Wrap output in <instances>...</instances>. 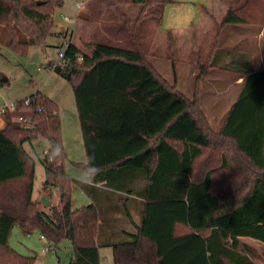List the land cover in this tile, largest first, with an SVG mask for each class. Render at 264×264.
<instances>
[{
	"label": "trees",
	"instance_id": "trees-1",
	"mask_svg": "<svg viewBox=\"0 0 264 264\" xmlns=\"http://www.w3.org/2000/svg\"><path fill=\"white\" fill-rule=\"evenodd\" d=\"M172 1L90 0L78 17L99 22L94 40L87 50L66 42L61 61L48 64L72 84L86 156L78 165L89 183L64 170L53 99L36 90L3 114L0 264H34V255L10 246L15 226L26 233L36 229L51 244L68 239V264H101L100 246L112 247L113 264H264V256L240 240L264 243V69L253 70L242 54L244 68H231L243 71L241 87L214 130L197 96L175 90L149 58V38ZM221 1L227 7L219 27L264 24V0ZM61 3L0 0V44L20 54L42 45ZM127 6L137 8L133 15ZM219 53L223 48L213 62ZM212 61L200 64L198 79ZM17 115H30L34 127H21ZM40 136L48 141L40 158L44 185L58 189V203L48 211L31 198L33 159L24 148ZM73 182L92 207H73ZM118 212L131 221L140 216L120 239L112 230Z\"/></svg>",
	"mask_w": 264,
	"mask_h": 264
},
{
	"label": "rangeland",
	"instance_id": "rangeland-1",
	"mask_svg": "<svg viewBox=\"0 0 264 264\" xmlns=\"http://www.w3.org/2000/svg\"><path fill=\"white\" fill-rule=\"evenodd\" d=\"M89 1L62 0L61 5L54 9L52 34L46 37L42 45L32 46L24 54L17 53L15 50L0 44V74L1 77L6 78V81L0 84V107L15 103L16 100L24 98L36 90H40L53 99L58 106L60 141L66 155L63 160V167L66 174L75 180L80 179L85 171L78 163L84 164L86 156L80 135L72 84L57 75L48 64L58 60V51L65 48L72 29V41L83 50L88 49L86 43L89 40H94L92 36L95 33L94 27L99 22L84 21L78 17V13L84 10ZM78 3L83 4L79 10ZM220 3L225 11L226 3L223 1ZM221 7L215 0H175L168 2L164 7L159 29L149 38L150 45L147 50L150 57H148L157 74L188 99H194L196 95L199 101L214 102L217 96H214L212 91L224 87L225 82L234 76L233 73L235 72L231 68L236 67L238 70L244 68L242 66V54L245 51L254 53L256 35L260 32L261 27L241 24L219 27L224 14L223 11L219 15ZM124 8L129 15H133L137 10L134 6ZM208 25L212 30L206 32L202 28ZM194 26L202 28H197L185 36L181 35ZM217 27L219 28L217 29ZM64 31L66 32L65 35ZM176 34L181 36L174 38ZM198 40L200 41L197 42ZM221 48H223L224 53H219L213 62L211 53H215ZM261 49L264 57V36L261 39ZM209 61L214 63L213 69L209 68L198 79L199 73L203 69L200 64ZM196 65L198 70L191 74ZM224 70L228 74L226 77L230 78L222 77ZM204 76H207L211 82L203 83ZM225 90L218 111L222 118L226 115L229 104L235 98L239 87L232 84L225 87ZM213 111L207 112L210 114ZM214 123L212 125L216 126ZM47 146V139L41 136L31 142L24 143L25 150L33 159L31 198L38 203L39 209L46 211H48L49 205L46 206L42 203L41 197L43 195L51 200L50 204L58 203V189L56 187L47 189L44 185V166L40 160V153ZM71 187L72 205L78 208L82 204L83 193L76 182H73ZM135 216H138L137 213L133 215V219L140 221L138 218H134ZM19 229L18 226L14 228L15 231L12 232L10 244L21 254L34 255V264L69 263L72 256V246L68 239L63 238L57 243H52L50 250L46 252L42 250L44 242L39 237L41 232L35 229L29 234L21 232L22 234L17 236V231H21ZM240 240L264 256V243L248 237H241ZM259 264L263 263L259 262Z\"/></svg>",
	"mask_w": 264,
	"mask_h": 264
},
{
	"label": "crops",
	"instance_id": "crops-1",
	"mask_svg": "<svg viewBox=\"0 0 264 264\" xmlns=\"http://www.w3.org/2000/svg\"><path fill=\"white\" fill-rule=\"evenodd\" d=\"M215 1H217V4H218L219 7L222 6V4L220 3L221 0H215ZM205 11L208 12L207 10H205ZM223 11L224 10L221 7V13L219 15H221ZM209 15H211V14H209ZM219 15H212V16L218 17ZM197 28L200 29L202 27H200V26L190 27V29L187 32H185V33H183L181 35L185 36V35H187V33L190 34L191 31H195ZM202 29L206 30V32L210 31V29L212 30L210 25H208V26H206V27H204ZM65 34H66V32L64 31V35ZM72 35H73V29L69 33V38H68L67 42L71 41V42L74 43V41H72V39H71ZM181 35L176 34V36H174V38L177 37V36H181ZM256 36H257V39H256V45H255V48H254V53L253 52L251 53V51H245V53H244L245 55L243 54L246 62H250L251 68L253 70L264 69V57L262 56V53H261V51H262V49H261V39L264 36V24L261 26L260 32ZM199 41L200 40H198L197 42H199ZM209 44H211V41H209ZM196 52L198 53V51H196ZM215 53H213V52L211 53L212 57L216 56ZM197 56H199V54H197ZM198 62H197V65H198ZM197 65L195 67H193V70H192L193 72L191 74H194L195 71L198 70V66ZM225 71L226 70L222 71V75L223 76L222 75L221 76L223 78H230V77H226L228 74ZM233 71L235 72V73H233L234 76H232V78H230V80L225 82V86L224 87H220V89H216L215 91H212V93H214V96H217V99L214 102L210 103V102H203V101L200 100L201 108L204 111L205 115L207 116V119L209 121L210 126H212L214 130H218L220 128V126H221V124H222V122H223V120L225 118V116L222 118V116L218 114V111H219V109L221 107L222 94H224L225 91H226L225 87H229L230 85L234 84V85H237L239 87V89H240L241 83H242L243 78H244L243 71L239 72V71H236L234 69H233ZM202 81H203V83H207V84L211 82V81L208 80L207 76H204ZM233 100H231V103L229 104V107L232 104ZM211 110H214V111L211 112L210 114H208L209 112H207V111H211ZM213 123L216 126H213L212 125ZM78 181H82L84 183H89V176H88L86 171H84L83 175L80 177V179H78ZM81 192L83 193V199H82V202H81L82 204H81V206H79V208H83V207H85L87 205H90L92 207L93 205H92L91 198L89 196H87L83 190H81ZM130 203H133V202L130 201L129 204ZM104 205H106V204L104 203ZM109 215L111 216V214H109ZM114 216H115V220L113 222L112 230L116 232V234L113 236L116 239H120V238L126 237V232H132L134 230V224L139 222V221H136L133 218H132V221H131L130 219H128L125 216V214H123L121 212L114 213ZM134 218H138L140 220L139 214H138V216H135ZM15 227H17V226H15ZM15 227H13L12 232L15 231L14 230ZM19 230H21V231H17V236L21 235L22 234L21 232H25L22 229H19ZM11 236H12V234H11ZM11 236L9 238V244H10V241H11ZM10 246H11V244H10ZM11 247L14 248L13 246H11ZM99 255H100V259H101V264H113L112 247L111 246H100L99 247Z\"/></svg>",
	"mask_w": 264,
	"mask_h": 264
},
{
	"label": "built area",
	"instance_id": "built-area-1",
	"mask_svg": "<svg viewBox=\"0 0 264 264\" xmlns=\"http://www.w3.org/2000/svg\"><path fill=\"white\" fill-rule=\"evenodd\" d=\"M82 5H83L82 3H78V5H77L78 10L82 7ZM62 57H63V52L62 51H59L58 52V60L53 61L52 64H51V66L54 67L58 62L61 61ZM78 58L80 60L81 59V56H79ZM14 107H15L14 106V103L5 104L3 107H0V127H2L3 124H4L3 114L5 112H7V111H12L14 109ZM13 119L16 122H18L19 125L21 127H23V128H33L34 127V122L31 119V116L30 115H17V116H14ZM47 152H48V146L45 149H43V151L40 153V158H44L47 155ZM48 161L51 162V163H53L52 156H48ZM39 237L44 242V245L42 247V250L43 251L50 250V247H51L52 244L48 240H46V238L42 234H40Z\"/></svg>",
	"mask_w": 264,
	"mask_h": 264
},
{
	"label": "water",
	"instance_id": "water-1",
	"mask_svg": "<svg viewBox=\"0 0 264 264\" xmlns=\"http://www.w3.org/2000/svg\"><path fill=\"white\" fill-rule=\"evenodd\" d=\"M2 79L5 80L6 78H5V77H2ZM41 201H42V203H43L44 205H46V206H48V205L50 204V202H51L49 199H47V198L45 197V195H43V196L41 197Z\"/></svg>",
	"mask_w": 264,
	"mask_h": 264
}]
</instances>
